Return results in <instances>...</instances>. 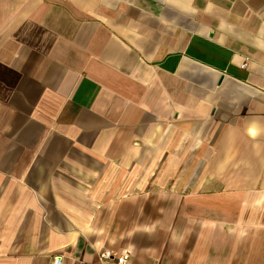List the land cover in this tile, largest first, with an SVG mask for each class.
Instances as JSON below:
<instances>
[{
    "label": "crops",
    "instance_id": "crops-1",
    "mask_svg": "<svg viewBox=\"0 0 264 264\" xmlns=\"http://www.w3.org/2000/svg\"><path fill=\"white\" fill-rule=\"evenodd\" d=\"M264 264V0H0V264Z\"/></svg>",
    "mask_w": 264,
    "mask_h": 264
},
{
    "label": "built area",
    "instance_id": "built-area-1",
    "mask_svg": "<svg viewBox=\"0 0 264 264\" xmlns=\"http://www.w3.org/2000/svg\"><path fill=\"white\" fill-rule=\"evenodd\" d=\"M98 257L101 262L110 260L112 264H133L129 252L120 255H113L109 249L103 248L98 252ZM50 264H63V255H54Z\"/></svg>",
    "mask_w": 264,
    "mask_h": 264
}]
</instances>
